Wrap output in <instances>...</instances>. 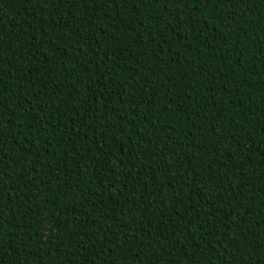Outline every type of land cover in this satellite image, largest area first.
I'll list each match as a JSON object with an SVG mask.
<instances>
[{"label":"trees","instance_id":"trees-1","mask_svg":"<svg viewBox=\"0 0 264 264\" xmlns=\"http://www.w3.org/2000/svg\"><path fill=\"white\" fill-rule=\"evenodd\" d=\"M0 264H264V0H0Z\"/></svg>","mask_w":264,"mask_h":264}]
</instances>
